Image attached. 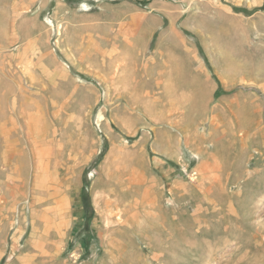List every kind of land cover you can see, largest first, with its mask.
Masks as SVG:
<instances>
[{
    "label": "rangeland",
    "instance_id": "374dc122",
    "mask_svg": "<svg viewBox=\"0 0 264 264\" xmlns=\"http://www.w3.org/2000/svg\"><path fill=\"white\" fill-rule=\"evenodd\" d=\"M7 89L0 264H264V0H0Z\"/></svg>",
    "mask_w": 264,
    "mask_h": 264
},
{
    "label": "bare ground",
    "instance_id": "6f19581e",
    "mask_svg": "<svg viewBox=\"0 0 264 264\" xmlns=\"http://www.w3.org/2000/svg\"><path fill=\"white\" fill-rule=\"evenodd\" d=\"M8 89L10 88L8 87ZM8 89L4 92L5 103L6 100L9 102L8 109L6 112L0 111V143L6 148L5 155H11L16 161H18V163L29 157L32 160L36 152L35 148L32 147L31 142L28 143L30 133L29 128L31 127L28 124L27 118L29 114L32 116L34 115L27 112L25 108H21V105H24L25 103L24 101L29 99V96L17 91L16 93L15 91L12 93ZM22 123L26 124V130ZM26 144L28 145L27 148H25ZM32 165L34 169L38 167L35 163H32ZM22 168H24V165H22ZM31 215L32 214L30 213L29 219H32Z\"/></svg>",
    "mask_w": 264,
    "mask_h": 264
}]
</instances>
